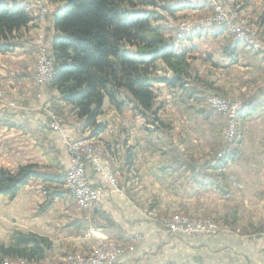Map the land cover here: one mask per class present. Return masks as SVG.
Returning a JSON list of instances; mask_svg holds the SVG:
<instances>
[{
  "label": "crops",
  "instance_id": "1",
  "mask_svg": "<svg viewBox=\"0 0 264 264\" xmlns=\"http://www.w3.org/2000/svg\"><path fill=\"white\" fill-rule=\"evenodd\" d=\"M230 2L238 5L242 17L257 20L264 13V0ZM203 6L184 8L174 14L204 16L211 6ZM59 7L60 4H52V14ZM259 24L264 33V20ZM204 31L188 32V40L178 50L186 53L192 67L197 71L199 64L207 68L214 64L218 71L249 67L243 62L247 52H238L233 62L220 52H188L194 45L191 37L196 39L195 34ZM25 32L40 33L45 43H50L54 35L50 19L44 25L30 23ZM207 35L216 40L222 38L221 41L228 38L216 28ZM19 46L0 54V87L6 95L0 109L11 107L17 111L13 121L0 113V167L15 173L22 165L48 166L56 160L67 170L70 156L65 140L76 135L75 128L66 126L61 132L47 133L42 123L36 124L34 116L28 120L34 123L35 134L4 125L28 117L20 115L26 109L23 105L30 106L37 100L28 89L35 72L31 52ZM157 87L161 93L155 107H161L156 114L144 116V128L128 129L129 116L119 115L107 101L104 103L98 122H106V128L89 140L100 150L101 160L114 174L118 189L105 182L91 165L86 167L88 182L106 191L99 209L79 210L65 195L41 211L47 199L44 183L31 179L13 199L0 196V241L14 229L44 236L52 242V257L58 261L69 252L87 254L97 240L109 239L127 247L115 264H264V158L256 155L264 148V106L243 121L240 154L221 177L220 170L214 168L221 138L214 140L218 135L213 116L190 111L184 91L161 83ZM262 92L245 98L243 103L257 99ZM45 99L40 95L39 104ZM58 101L70 112L68 105ZM37 134H44L48 157L37 144ZM174 213L211 219L223 226L232 220L233 225L210 237L171 234L158 228L156 218ZM136 237L139 239L134 240Z\"/></svg>",
  "mask_w": 264,
  "mask_h": 264
},
{
  "label": "trees",
  "instance_id": "2",
  "mask_svg": "<svg viewBox=\"0 0 264 264\" xmlns=\"http://www.w3.org/2000/svg\"><path fill=\"white\" fill-rule=\"evenodd\" d=\"M49 1L60 7L50 18L54 31L49 43L53 70L46 88L69 106L78 134L88 131L89 138H93L105 130V123L98 122V118L106 101L116 111L131 105L145 116L154 115L159 109L155 107L154 91L158 83L181 89L188 98L196 93L200 80L186 53L178 51L164 36V27L156 24L164 20L163 13L172 16L178 10L191 8L184 0H165L166 3L161 0L163 5L159 4L160 0ZM33 22L34 18L22 7L0 1V54L13 51ZM239 45L237 39L223 45V57L233 62ZM159 69L164 73L161 77L157 76ZM263 106L264 92L258 99L243 103L236 118L242 122ZM4 125L18 127L12 122ZM240 127L225 150L216 156L214 168L220 170L221 177L222 171L240 154ZM66 174L67 170L56 160L45 167L22 165L15 173L0 167V196L11 200L29 180L40 179L47 196L42 211L56 198L68 194ZM225 223L229 227L233 225L232 220ZM51 250L52 242L48 238L14 229L7 234L5 242H0V259L39 263L50 256Z\"/></svg>",
  "mask_w": 264,
  "mask_h": 264
},
{
  "label": "rangeland",
  "instance_id": "3",
  "mask_svg": "<svg viewBox=\"0 0 264 264\" xmlns=\"http://www.w3.org/2000/svg\"><path fill=\"white\" fill-rule=\"evenodd\" d=\"M0 1L6 2L10 5H17V6L22 7L27 14H29L31 17L34 18V22L39 25L46 24V22H49V19L51 18L50 15L52 14V11H51L52 3L49 0H43V2H47L49 6L48 15L45 17V21L40 20V13L38 12V3L34 2V0H0ZM162 1L160 0L159 4L163 5V3H166L165 0L163 3ZM184 1L192 9L202 6V5L206 6L208 4L211 6V9L210 7H208L210 9L209 13H207L204 16L199 13L191 14V16H189L188 14H182V13H176L172 16H169L163 13L164 20L159 21L156 24H161L164 27V30H163L164 36L169 39L171 44L175 45L177 50L181 49V45L184 43V40L185 42L188 40L186 39L188 36H190L188 32H191V30L193 29H196V30L205 29L203 34L202 33L198 35L195 34L196 39H193L191 37L192 39L191 42H193L194 45L189 50H187L188 52H213L218 55L220 52V54L222 55L221 51H222L223 45L230 42V40H235V39L240 41L237 54L238 52H247L246 56L243 58L244 60L243 62L249 66L246 69L245 68L244 69L230 68L229 70H226V71L224 70L218 71L215 69L216 65L214 66V64H212L213 63L212 60L210 62H212L211 64L213 67L211 68L202 67L201 66L202 64H199L200 67L198 71L197 69H195L194 67L190 65L192 69L195 70V72L197 73L199 80L201 82L199 81V84L195 87L196 93L191 98L187 97L186 92L182 94L185 100L188 101L190 111L196 110L198 113H201L203 115L206 114L207 116L209 115L213 116L214 130L217 129L216 133L218 135V136H214V140L221 138L220 139L221 146L218 151L219 153L216 155V156H220L221 152L225 150L228 143L231 141L232 139L231 137L234 131L240 126H241L240 129L242 130L243 121L242 122L238 121L236 118V114L240 106L243 104L245 98L255 97L258 95L259 92L264 91V33L260 31L261 24H259V22L264 20V13H262L258 17L257 20H253V18L251 17L249 18L242 17L238 12L239 11L238 5L234 6L230 2V0H195V1L184 0ZM190 3H195V4H190ZM219 5L220 7L224 8L225 11L227 12V20L224 21L225 23H217L216 26L214 24H204V25L199 26L198 23L200 21H205V22L210 21L211 18H213V14H216L217 12H219ZM157 10L161 12L160 9H157ZM190 17H194V18L190 19ZM187 23H190V30L183 31L180 35L182 37L177 38V35L180 32H177V34H175V29H180L184 26L187 27ZM230 25H233L235 28H239L240 32H242V34L245 35L246 38H244V36L242 37L239 36V34L236 31H233L229 27ZM214 28L222 32H225L228 38L224 37L223 38L224 40L221 41L222 38L216 40L215 37L208 36L207 32L210 30H213ZM39 39L41 40V44L45 48V51L50 59L49 43L44 42V38L40 33L38 35H28L26 33L21 43H19V45H23L27 47L29 52H31L32 61L35 66V72L31 78L28 89L31 90L34 95H36L37 100L30 106L23 105V107H25L26 109H25V112H22L23 114L21 113L20 115L25 114V117L26 116L28 117L23 118L22 120H20V122L19 121L12 122L14 124H17L18 127H8V126L6 127L19 129L23 133L35 134L34 132L35 125L33 126L34 123L28 120L31 116H34L36 117V121H37L36 124L42 123V129L43 130L45 129L44 131L45 132L47 131V133H49L50 132V129H49L50 121L48 122L47 118H50V116L54 114V116H56L60 120L61 130H64L66 126H71L72 128H75L74 124H76V121L74 120L72 114H70L69 111H66L67 109L66 110L63 109L64 107L60 105L61 103H59V101L55 98L54 93L50 94L47 91L46 84L49 82V80L52 77L53 67L51 68L50 75L46 78L45 85H38L35 83L36 60H37V56L35 53L37 50H36V47L30 43H35V41ZM19 45L17 46L18 48L20 47ZM218 58L219 57H213L215 61H218L219 60ZM208 66H210V64ZM163 74L164 73L162 69L157 70L158 77L163 76ZM165 74L167 76H170L169 72H165ZM158 84L154 86L156 97L161 93L157 89ZM163 85L165 86V84ZM0 89L2 90L3 96H4V100L2 103H0V106H3L2 104L6 102V99H5L6 95H5L4 89L1 87ZM177 90H181V89H177ZM46 94L48 97H46ZM40 95H43L44 98H46L45 101L41 104H39V101H38V98L40 97ZM210 97H217L219 99H223L228 102H239V104H236L237 107L235 111L232 112V110H230L231 115L229 116V123H234V125L232 126V129L230 130V135H228V139H226L225 134H224V130L227 129L226 127L227 118L223 113L219 112L216 108L210 105V103L208 102V99ZM17 106L19 105L17 104ZM160 107L158 108L160 109ZM10 108L9 109L2 108L0 109V113H3L4 115H7V116L9 115L10 117H8V119H11V121H13V116L15 115V112L17 111L15 109H10ZM110 108L121 116H126V115L129 116L127 117L128 121L126 123L128 129L144 128V115L140 114L138 110H135L133 106L125 105L121 108L120 111H116L115 109H113L111 105H110ZM104 123L106 125V122ZM201 123H204V122L202 121ZM199 129L200 130L202 129L201 134L204 135V132H203L204 129L202 127H200ZM51 131L58 132V131H53V130ZM40 135L37 134V136H35V139L40 137ZM43 135L42 137H40V139L36 141H37L38 146L41 147L42 153L46 157H48L47 156L48 154H46L48 150L45 149L46 146L44 143ZM89 135L90 134L88 131L82 134H78L76 132V135L71 138H79V140H87L88 147L91 148L92 152L100 153V150L97 149L98 147L96 148L95 147L96 145L94 146L89 140ZM256 155L258 157L262 156L264 158V148H262L261 153H256ZM54 156L56 157V155ZM51 163L52 162L50 161L49 165ZM39 166L43 167V165H39ZM104 166L105 168L108 169L110 177L112 179H116L114 174L110 170V168L105 163H104ZM66 177H67V174H66ZM66 177H65V184L67 183ZM67 195L70 196L71 200H73L69 192ZM180 214L185 215L183 213H180ZM169 216H161L160 218H156V224L158 223V220L160 221L162 218L169 217ZM185 216H188V215H185ZM188 217H191V216H188ZM191 218H195V217H191ZM196 219H199V218H196ZM217 230H224V226L217 223ZM6 240H7V236H6V239L0 242H5ZM95 244L96 242L92 246H94ZM69 253H72V252H69ZM2 259H6V258H2ZM45 259H49L54 264H59L63 260L62 259L61 261H58V259H55L54 257H52V252L50 256ZM45 259L39 263H32V264H45ZM7 264H20V261L17 260V261L12 262L7 259Z\"/></svg>",
  "mask_w": 264,
  "mask_h": 264
},
{
  "label": "built area",
  "instance_id": "4",
  "mask_svg": "<svg viewBox=\"0 0 264 264\" xmlns=\"http://www.w3.org/2000/svg\"><path fill=\"white\" fill-rule=\"evenodd\" d=\"M38 3V12L40 13V20L45 21L48 15L49 6L43 0H34ZM217 3V2H216ZM227 20V12L219 5V12L213 14V18L207 22H199L198 25L225 23ZM233 31H236L239 36H244L239 28L233 25L229 26ZM181 30H190V23H187V28L175 29V34ZM247 41V40H246ZM36 47V73L35 83L38 85L46 84V75L52 66V61L49 59L45 48L41 44V40L30 43ZM4 100L3 92L0 89V103ZM210 105L216 108L219 112L226 116L227 129L224 130L226 139L230 135V130L234 123H229L230 110L239 102H228L217 97H210L208 99ZM50 127L53 131L61 132L60 120L54 114L49 118ZM66 149L70 156V165L67 169L69 175V183L65 186L71 195L73 202L79 210L93 211L100 208V200L102 196L106 195V191L92 186L86 176V167L91 165L92 169L101 175V178L107 182L112 188L118 189V182L116 179H110L108 169L105 168L101 160L100 153H93L88 151V141L79 140V138H67L65 140ZM217 223L211 219H196L191 218L180 213H175L169 217L158 220V228L165 230L171 234H181L185 236H214L221 232L228 231L229 227L224 226V230H217ZM238 233V232H236ZM139 237L134 238V240ZM127 249L124 243L116 242L109 239H99L96 244L92 246L87 254L79 252H72L63 257L59 264H115L117 257ZM36 261H25L20 259V264H32ZM38 262V261H37ZM0 264H7V259L0 260ZM45 264H54L49 259H45Z\"/></svg>",
  "mask_w": 264,
  "mask_h": 264
},
{
  "label": "bare ground",
  "instance_id": "5",
  "mask_svg": "<svg viewBox=\"0 0 264 264\" xmlns=\"http://www.w3.org/2000/svg\"><path fill=\"white\" fill-rule=\"evenodd\" d=\"M192 1H195V0H192ZM190 4H195V3H190ZM25 6H27V5H25ZM206 19H207V18H206ZM200 22H205V21H200ZM192 23H193V22H192ZM193 24H194V23H193ZM180 25H181V24H180ZM199 26H201V25H199ZM213 27H214V26H213ZM184 28H187V27L184 26V27H182V28H180V29H184ZM179 32H180V33H178L177 38H181V37H182V36H180L181 33H182V30L179 31ZM241 37H242V36H241ZM50 73H51V69L48 70L47 75H46V78L50 75ZM236 107H237V106L234 105V107L231 108L232 112L236 110ZM234 114H235V113H234ZM230 115H231V114H230ZM88 151H89V152H92L91 148L88 147ZM66 179H67V183H69V175H67Z\"/></svg>",
  "mask_w": 264,
  "mask_h": 264
}]
</instances>
